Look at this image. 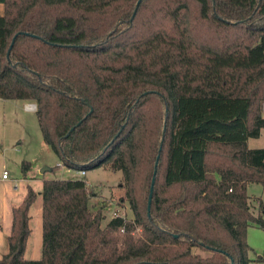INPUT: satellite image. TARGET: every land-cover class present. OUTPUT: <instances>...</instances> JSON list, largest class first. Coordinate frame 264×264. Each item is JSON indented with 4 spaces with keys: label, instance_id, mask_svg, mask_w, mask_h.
I'll list each match as a JSON object with an SVG mask.
<instances>
[{
    "label": "trees",
    "instance_id": "1",
    "mask_svg": "<svg viewBox=\"0 0 264 264\" xmlns=\"http://www.w3.org/2000/svg\"><path fill=\"white\" fill-rule=\"evenodd\" d=\"M0 4V99L36 105L64 168L121 172L134 216L104 226L84 180H46L42 259L25 258L28 187L0 264H250L247 231L264 232L247 193H264V149L247 146L264 129V0Z\"/></svg>",
    "mask_w": 264,
    "mask_h": 264
},
{
    "label": "rangeland",
    "instance_id": "2",
    "mask_svg": "<svg viewBox=\"0 0 264 264\" xmlns=\"http://www.w3.org/2000/svg\"><path fill=\"white\" fill-rule=\"evenodd\" d=\"M3 14L4 6L0 4V16ZM30 104L35 105L33 102L0 99V241L12 225L13 207L21 204L28 187L36 194L39 191L40 196L30 211L31 238L25 254L26 259L38 261L42 259L43 248V178L84 180L92 192L95 210L104 209V226L115 217L130 221L134 216L126 199L122 173L102 167L82 175L61 166L58 157L44 143L36 112L26 109V105ZM262 111L264 117V104ZM247 146L249 149H264V129L258 138H249ZM25 163L31 165L28 175L23 171ZM45 168H48L46 173L41 171ZM5 172L8 180L3 179ZM15 180L19 181L18 191L14 190ZM29 183L31 186H27ZM247 193L254 214L257 212L258 200L262 202L264 218V193L261 186L249 184ZM247 232V243L252 248L249 254L252 264H264V232L257 227H251ZM193 252L208 255L197 249H193Z\"/></svg>",
    "mask_w": 264,
    "mask_h": 264
},
{
    "label": "crops",
    "instance_id": "3",
    "mask_svg": "<svg viewBox=\"0 0 264 264\" xmlns=\"http://www.w3.org/2000/svg\"><path fill=\"white\" fill-rule=\"evenodd\" d=\"M26 103H30V102H26ZM47 146V145H46ZM27 167H28V170L26 171V172H24V174L26 175H28V173H29V171H30V169H31V165H27ZM48 170V168H45V169H42L41 171L42 172H44V173H46V171ZM44 181H46V179L45 178H43V180H42V184H43V182ZM26 182H27V180H26ZM27 186H31L30 185V183L29 184H27ZM249 186V185H248ZM42 187H43V185H42ZM89 187V186H88ZM247 189H248V187H247ZM38 196H40V192L38 191L37 192V198H38ZM37 200V199H36ZM31 221V220H30ZM250 229V228H249ZM11 230H12V225L10 226V228L8 229V231L6 232V234L3 236V238H2V241H0V255H2V257L3 256H5V255H7L8 253H9V245H8V238H9V236H10V234H11ZM247 236H248V232H247ZM30 238H31V235H30ZM29 238V239H30ZM28 243H29V240H28ZM27 248H28V244H27ZM27 248H26V250H27ZM252 249V248H251ZM26 254V253H25ZM250 254V253H249ZM2 259V258H1ZM249 259L250 260H252L251 258H250V255H249ZM250 264H252V262L250 263Z\"/></svg>",
    "mask_w": 264,
    "mask_h": 264
},
{
    "label": "built area",
    "instance_id": "4",
    "mask_svg": "<svg viewBox=\"0 0 264 264\" xmlns=\"http://www.w3.org/2000/svg\"><path fill=\"white\" fill-rule=\"evenodd\" d=\"M26 109L28 111H36L37 108H36V105L30 104V105H26ZM79 173H81L82 175H86V172H79ZM3 179L4 180H8V174H7V172L4 173ZM14 190L15 191H18L19 190V181L18 180H15L14 181Z\"/></svg>",
    "mask_w": 264,
    "mask_h": 264
},
{
    "label": "water",
    "instance_id": "5",
    "mask_svg": "<svg viewBox=\"0 0 264 264\" xmlns=\"http://www.w3.org/2000/svg\"><path fill=\"white\" fill-rule=\"evenodd\" d=\"M152 185H153V182H152ZM151 192H152V186L150 188V195H149V199H148V211L150 209V203H151Z\"/></svg>",
    "mask_w": 264,
    "mask_h": 264
}]
</instances>
